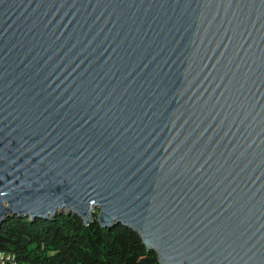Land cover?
<instances>
[{
	"label": "water",
	"instance_id": "obj_1",
	"mask_svg": "<svg viewBox=\"0 0 264 264\" xmlns=\"http://www.w3.org/2000/svg\"><path fill=\"white\" fill-rule=\"evenodd\" d=\"M96 210L264 264V0H0V224Z\"/></svg>",
	"mask_w": 264,
	"mask_h": 264
},
{
	"label": "trees",
	"instance_id": "obj_2",
	"mask_svg": "<svg viewBox=\"0 0 264 264\" xmlns=\"http://www.w3.org/2000/svg\"><path fill=\"white\" fill-rule=\"evenodd\" d=\"M0 264H159L138 233L122 224L102 226L97 210L84 224L73 213L30 219L8 216L0 224Z\"/></svg>",
	"mask_w": 264,
	"mask_h": 264
},
{
	"label": "built area",
	"instance_id": "obj_3",
	"mask_svg": "<svg viewBox=\"0 0 264 264\" xmlns=\"http://www.w3.org/2000/svg\"><path fill=\"white\" fill-rule=\"evenodd\" d=\"M10 256L5 252L0 251V260H8Z\"/></svg>",
	"mask_w": 264,
	"mask_h": 264
}]
</instances>
